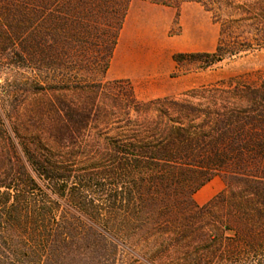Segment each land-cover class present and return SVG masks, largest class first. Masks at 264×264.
Segmentation results:
<instances>
[{"label":"trees","instance_id":"16d2710c","mask_svg":"<svg viewBox=\"0 0 264 264\" xmlns=\"http://www.w3.org/2000/svg\"><path fill=\"white\" fill-rule=\"evenodd\" d=\"M132 1L0 0V264H264V80L150 100L106 80ZM149 1L227 16L179 66L247 51L230 30L264 24V0Z\"/></svg>","mask_w":264,"mask_h":264},{"label":"crops","instance_id":"0c3cea01","mask_svg":"<svg viewBox=\"0 0 264 264\" xmlns=\"http://www.w3.org/2000/svg\"><path fill=\"white\" fill-rule=\"evenodd\" d=\"M198 4L188 1L175 7L149 0H133L106 76L111 80H129L141 100L179 96L197 86L193 76L176 74L179 64L174 56L207 51L206 32L199 24L193 33L189 31L176 37L170 35V30L178 15L187 16L189 11L196 15ZM222 187L221 182H216L208 186V190L214 193Z\"/></svg>","mask_w":264,"mask_h":264},{"label":"rangeland","instance_id":"374dc122","mask_svg":"<svg viewBox=\"0 0 264 264\" xmlns=\"http://www.w3.org/2000/svg\"><path fill=\"white\" fill-rule=\"evenodd\" d=\"M198 8L199 9L195 12L196 15L191 11L188 13L189 16L182 17L178 15L172 29L170 30V35L176 37L178 35H185V33L189 31L193 33L195 28L198 29L197 26L199 24L201 30H205L207 36V51L204 52H214L220 38L221 25L225 22L227 16L224 14L218 15L214 11L207 10L202 4H198ZM193 18L198 23H194ZM229 33V39L231 42L242 43L249 41L252 43V48L236 55H226L222 60L211 65H206L201 60L186 59L178 67L176 74H189L193 76L197 83V86L195 87L202 85L229 86L230 84L260 85L264 80V24L255 25L252 22H247L246 26L243 25L240 28L233 27ZM2 68L3 67L0 68V99L2 98L1 92L4 89L6 79L13 78L15 74L14 70H16L15 68ZM83 75L87 77L94 76L98 79L102 78L98 71L93 73L85 71L83 72ZM106 80L111 79L106 76ZM128 87V84L114 86L115 91H120V93L124 92ZM182 94L177 97H181ZM38 182L40 184V189L37 191L38 195L51 193L48 183L42 180H38ZM216 182H221L223 187L213 193L212 190H208V186L214 185ZM227 182L228 178L224 175H216L213 177L194 195L196 203L203 205L208 202L225 188ZM65 201L66 199L62 201L63 204H65ZM62 208L66 209L65 205H63L61 209ZM72 211L74 212V209H72ZM152 241L153 243H156L155 238ZM160 243L161 242L158 240V243L156 244L157 246L155 245L154 248H159ZM142 245L144 246L145 244L143 243L141 246ZM141 246L140 248H142ZM140 248L138 247V249ZM147 249H149V247L144 246L141 249V252ZM138 262L140 264H160L158 259H153L151 262H147L146 258H139Z\"/></svg>","mask_w":264,"mask_h":264}]
</instances>
